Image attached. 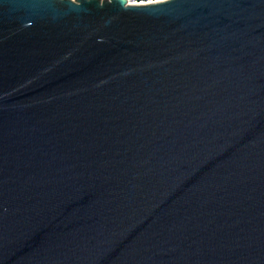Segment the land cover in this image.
Instances as JSON below:
<instances>
[{
    "label": "water",
    "instance_id": "95a60500",
    "mask_svg": "<svg viewBox=\"0 0 264 264\" xmlns=\"http://www.w3.org/2000/svg\"><path fill=\"white\" fill-rule=\"evenodd\" d=\"M0 264H264V0H0Z\"/></svg>",
    "mask_w": 264,
    "mask_h": 264
},
{
    "label": "built area",
    "instance_id": "2783aa9c",
    "mask_svg": "<svg viewBox=\"0 0 264 264\" xmlns=\"http://www.w3.org/2000/svg\"><path fill=\"white\" fill-rule=\"evenodd\" d=\"M165 0H148V1H136V0H126L129 5H145L149 3L161 2Z\"/></svg>",
    "mask_w": 264,
    "mask_h": 264
}]
</instances>
